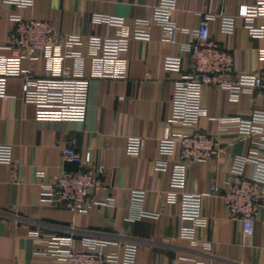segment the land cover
<instances>
[{
	"label": "crops",
	"instance_id": "obj_1",
	"mask_svg": "<svg viewBox=\"0 0 264 264\" xmlns=\"http://www.w3.org/2000/svg\"><path fill=\"white\" fill-rule=\"evenodd\" d=\"M255 0H179L173 19L180 29L172 41L153 23L151 39H133L126 53L125 76L120 79L92 78L89 107L83 124L60 118L58 109L26 102L22 80L8 81L7 95L0 96V144L10 145L18 161V179L12 167L0 163V264H50L55 257L36 253L39 243L32 232L71 236L74 247L88 251L87 240H107L105 253L123 255L129 243L138 245L137 264H263L264 207L255 233L247 240L240 221L230 219L225 203L216 197L203 199V214L210 223L199 228V245L180 238V205L170 202L168 193L178 191L171 185L170 172L160 171V139L172 114V97L181 73L167 70V56H184L189 31H194L206 15L227 11L237 17L234 33L221 29L219 20L211 24V37L219 41L235 59L237 73H258L264 63L259 59L262 40L252 37L245 28L243 15ZM158 0H34L20 7L0 0V54L10 56L6 42L15 28L13 15L25 19L52 22L67 35L112 37L119 28L101 22L100 17H123L128 27L150 20ZM264 23V18L260 19ZM79 50L86 53L87 47ZM67 65L74 66L71 59ZM30 62L25 60L24 67ZM187 64L183 65L185 68ZM42 75L45 60L33 64ZM92 60H86L84 74L91 76ZM202 106L206 115L198 129L218 133L224 152L207 163L189 165L188 190L202 193L211 185L230 179L234 159L254 148L252 141L237 130L238 123L255 108H263L257 94H247L234 101L229 91L205 86ZM220 127H228L219 132ZM186 131V128L175 127ZM130 136L147 139L139 156L128 151ZM62 145H72L79 153L91 151L94 161L106 166V188L91 190V200L114 198L115 206L94 205L91 210L73 213L60 205L42 200V184L51 183L64 169L77 168L64 159ZM264 156V151H261ZM146 192L142 205L132 200V192ZM140 206L153 216H139ZM44 237V238H45ZM211 244V254L204 245Z\"/></svg>",
	"mask_w": 264,
	"mask_h": 264
},
{
	"label": "built area",
	"instance_id": "obj_2",
	"mask_svg": "<svg viewBox=\"0 0 264 264\" xmlns=\"http://www.w3.org/2000/svg\"><path fill=\"white\" fill-rule=\"evenodd\" d=\"M5 3L20 7L32 5L34 0H3ZM179 0H158L153 8L150 20L138 21L128 27L123 17H100L101 22L118 27L112 37L90 35H67L58 31L56 26L46 20L25 19L13 15L15 28L6 42L5 48L10 56L0 54V96L7 95L8 81L17 77L22 80V97L26 102L47 105L56 108L63 120H72L83 124L89 107V92L92 78L120 79L125 76L126 53L133 39L150 40V26L159 25L167 39L175 40L180 31L173 14ZM264 0H255L247 5L243 19L248 33L262 40L259 59L264 63ZM219 20L224 33H234L237 17L227 11L206 15L194 31H189L190 38L184 47V56H167L164 67L181 73L172 97V114L167 122L165 133L160 139L162 159L157 162L160 171L170 172L171 185L178 191L168 193L170 202L180 205V238L199 245L197 231L210 223L203 214V199L213 196L221 199L230 219L240 221L244 239H249L256 230L257 217L264 207V107L255 108L242 119L238 132L249 138L254 148L247 154L235 157L231 168V178L222 185L214 183L202 193L188 190L189 165L207 163L218 158L224 148L218 139V133L198 129L200 119L206 110L202 106V93L205 86L225 89L234 101H239L247 94H257L264 105V66L258 73H237L233 54L211 37V24ZM86 46V53L79 47ZM92 60L91 76L84 74L87 59ZM44 59L45 69L42 75L34 71V62ZM71 59L74 66L67 65ZM28 60L30 65L23 66ZM187 64L185 68L183 65ZM186 128V131L175 130ZM228 127H220L224 132ZM147 139L130 136L128 151L139 156L145 148ZM64 159L77 165L76 169H64L54 176L51 183L42 184V200L62 207L73 213H85L94 205L115 206L116 200H91L89 192L105 189L104 177L106 166L95 162L92 152L79 153L72 145H62ZM0 163L12 167L13 180L18 179L19 162L14 160L10 145L0 144ZM146 192L135 190L132 200L142 205ZM139 216H153L160 219V213H150L140 206ZM32 237L39 243L36 253L50 254L55 257L50 264H137L138 245L129 243L123 255L105 253L107 240H87L88 251L76 249L71 236L50 235L45 237L40 231L32 232ZM45 237V238H44ZM211 254L212 245H204ZM264 264V261H263Z\"/></svg>",
	"mask_w": 264,
	"mask_h": 264
}]
</instances>
